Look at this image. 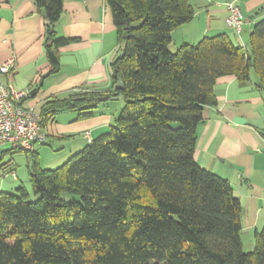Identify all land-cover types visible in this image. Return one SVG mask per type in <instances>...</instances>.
Masks as SVG:
<instances>
[{
    "label": "trees",
    "instance_id": "obj_1",
    "mask_svg": "<svg viewBox=\"0 0 264 264\" xmlns=\"http://www.w3.org/2000/svg\"><path fill=\"white\" fill-rule=\"evenodd\" d=\"M48 22L51 74L75 39L56 27L65 0H35ZM122 55L113 64L114 92H82L48 102L45 129L61 111L81 119L123 97L110 133L56 169L35 152L30 192H0V264H264V228L253 252L243 249V206L229 181L195 159L198 125L217 105V81L264 87V20L249 47L226 34L170 49L173 32L195 17L192 0H105Z\"/></svg>",
    "mask_w": 264,
    "mask_h": 264
},
{
    "label": "crops",
    "instance_id": "obj_2",
    "mask_svg": "<svg viewBox=\"0 0 264 264\" xmlns=\"http://www.w3.org/2000/svg\"><path fill=\"white\" fill-rule=\"evenodd\" d=\"M194 20L172 34L170 49L196 45L204 38L228 35L237 46L250 44L254 26L264 20V0H192ZM242 10L247 25L239 38L224 22L226 4ZM59 37L75 39L60 51V68L51 74L46 54V20L35 0H0V68L14 58L16 70L0 72V83L26 92L25 108L41 115L51 101L84 92H114L113 64L122 55L112 13L105 0H65L56 27ZM252 73L247 83L234 76L217 81V105L206 107L198 125L195 159L203 169L229 181L243 206L242 243L246 253L255 249V237L264 228V87ZM124 102L118 98L98 105L81 119L79 110L61 111L45 131L48 140L36 146L43 169H56L68 158L110 133ZM90 134L89 137L86 134ZM0 152V192L16 193L30 182L32 162L23 171L10 150ZM10 155V160L6 159ZM15 170L8 182L4 174ZM25 173V175H23ZM25 176V177H24ZM31 184V182H30Z\"/></svg>",
    "mask_w": 264,
    "mask_h": 264
},
{
    "label": "built area",
    "instance_id": "obj_3",
    "mask_svg": "<svg viewBox=\"0 0 264 264\" xmlns=\"http://www.w3.org/2000/svg\"><path fill=\"white\" fill-rule=\"evenodd\" d=\"M228 16L224 22L239 38L245 34L247 19L234 3L226 4ZM17 62L14 58L6 62L1 68L2 74H10L16 70ZM26 92L17 91L12 84L0 83V152L7 145L13 150L35 152L36 146L48 140L45 129L41 126V115L34 107L25 108L23 99ZM87 137L90 134H86ZM17 178L15 170L4 174V178Z\"/></svg>",
    "mask_w": 264,
    "mask_h": 264
},
{
    "label": "rangeland",
    "instance_id": "obj_4",
    "mask_svg": "<svg viewBox=\"0 0 264 264\" xmlns=\"http://www.w3.org/2000/svg\"><path fill=\"white\" fill-rule=\"evenodd\" d=\"M118 98H120L123 102H124V100H123V97L121 96V97H118ZM6 148H5V150H13V147H12V145H7V146H5ZM11 156H13V157H16L15 159L16 160H14L15 161V163H17V166L18 167H20L23 171L26 169V167H27V164H28V161H29V157L25 154V153H21V152H14L13 153V155H11ZM10 155H8V157L6 158V159H8V160H10ZM71 158V157H70ZM70 158H68V160L70 159ZM68 160H66V162L68 161ZM65 162V163H66ZM23 175H25V173H23ZM25 177V176H24ZM9 178V179H8ZM7 179H8V182H12V178L11 177H8ZM26 180H27V182H21V183H25V186H26V188L30 191V192H32V189H31V184H30V182H29V180L27 179V177H26ZM23 186V184L21 185V187ZM6 193H10V192H6Z\"/></svg>",
    "mask_w": 264,
    "mask_h": 264
},
{
    "label": "water",
    "instance_id": "obj_5",
    "mask_svg": "<svg viewBox=\"0 0 264 264\" xmlns=\"http://www.w3.org/2000/svg\"><path fill=\"white\" fill-rule=\"evenodd\" d=\"M46 24H48L47 21H46ZM116 88L122 90V89L124 88V86H123L122 83H119V84L116 86Z\"/></svg>",
    "mask_w": 264,
    "mask_h": 264
},
{
    "label": "bare ground",
    "instance_id": "obj_6",
    "mask_svg": "<svg viewBox=\"0 0 264 264\" xmlns=\"http://www.w3.org/2000/svg\"><path fill=\"white\" fill-rule=\"evenodd\" d=\"M11 150H12V149H11ZM11 150H10V151H11ZM12 151H13V150H12Z\"/></svg>",
    "mask_w": 264,
    "mask_h": 264
}]
</instances>
